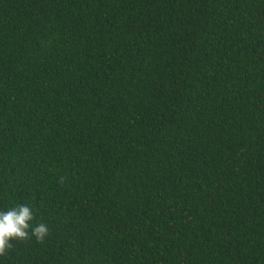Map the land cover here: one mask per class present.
Masks as SVG:
<instances>
[{
	"label": "trees",
	"instance_id": "16d2710c",
	"mask_svg": "<svg viewBox=\"0 0 264 264\" xmlns=\"http://www.w3.org/2000/svg\"><path fill=\"white\" fill-rule=\"evenodd\" d=\"M0 264H264V0H0Z\"/></svg>",
	"mask_w": 264,
	"mask_h": 264
},
{
	"label": "clouds",
	"instance_id": "9594fccd",
	"mask_svg": "<svg viewBox=\"0 0 264 264\" xmlns=\"http://www.w3.org/2000/svg\"><path fill=\"white\" fill-rule=\"evenodd\" d=\"M32 209L24 204L0 211V256L7 254L14 246L13 240L26 241L31 238L42 243L49 235V228L43 223L33 226Z\"/></svg>",
	"mask_w": 264,
	"mask_h": 264
}]
</instances>
